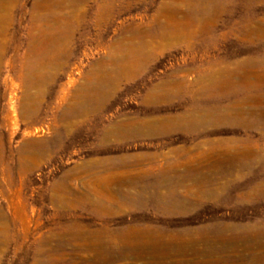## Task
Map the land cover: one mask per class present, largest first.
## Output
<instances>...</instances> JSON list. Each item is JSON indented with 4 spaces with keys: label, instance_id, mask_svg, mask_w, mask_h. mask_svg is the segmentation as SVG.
<instances>
[{
    "label": "rangeland",
    "instance_id": "rangeland-1",
    "mask_svg": "<svg viewBox=\"0 0 264 264\" xmlns=\"http://www.w3.org/2000/svg\"><path fill=\"white\" fill-rule=\"evenodd\" d=\"M136 231L264 264V0H0V264Z\"/></svg>",
    "mask_w": 264,
    "mask_h": 264
},
{
    "label": "bare ground",
    "instance_id": "bare-ground-1",
    "mask_svg": "<svg viewBox=\"0 0 264 264\" xmlns=\"http://www.w3.org/2000/svg\"><path fill=\"white\" fill-rule=\"evenodd\" d=\"M91 239L90 246L94 248L95 253L93 251V258L85 260L86 264H114L123 259L127 261L130 258L132 259V263L129 264H138L139 262H142L141 264H180V261L168 263L167 259H171L174 256L182 257L185 254L188 255L193 250L197 251V248L193 247V244L190 245L189 242H183L179 236L163 231L133 232L131 239L136 240V244L140 249L131 255L128 248H123L121 251L118 250V243L114 237H110L105 241L101 237L96 236V234H93ZM186 241L192 240L188 238ZM205 249H208V247ZM182 260L184 261L185 258Z\"/></svg>",
    "mask_w": 264,
    "mask_h": 264
}]
</instances>
